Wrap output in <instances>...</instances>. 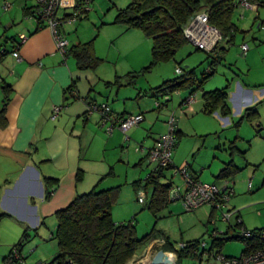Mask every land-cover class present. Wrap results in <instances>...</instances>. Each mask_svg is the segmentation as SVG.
I'll return each instance as SVG.
<instances>
[{
	"label": "rangeland",
	"instance_id": "obj_1",
	"mask_svg": "<svg viewBox=\"0 0 264 264\" xmlns=\"http://www.w3.org/2000/svg\"><path fill=\"white\" fill-rule=\"evenodd\" d=\"M91 1L90 11L78 23L77 32L70 33L71 38L69 39L73 38L72 42L75 41L76 44L78 41H81L82 45L93 43L96 57L103 61L96 72L103 77L105 82L115 84L118 82L117 77H122L124 87L121 88L124 90L122 92H132L136 89V96L139 91L148 95L153 92L152 90L163 86L165 82L180 79L182 76L176 74V69L181 67L185 71L184 75L189 72L193 73L197 85L201 84L204 93L221 90L228 92L231 110L228 117L215 115L217 124L211 118L201 115L194 121H189L188 125L191 130L187 127L186 131L189 133L176 148V152L180 151L179 159L184 161L182 167L179 168H186L187 164L192 165L193 170L189 168L190 174L199 176L203 183H216L222 187L226 180H218L217 176L225 165L233 161L239 171L234 178L227 180L233 185L234 195L226 211L239 212L245 229L264 230V26H260L264 22V4H262L264 0H259L260 2L256 3L257 6L252 11L237 8L232 18L237 28L236 40L229 45V48L226 43L223 44V47L227 49L224 60L218 66L215 75L207 80L204 78L212 62L207 51H200L189 42L178 51L173 61L153 66L152 40L147 38L142 31L129 30L124 25L116 23L119 11L126 9L131 0ZM5 3L11 4L10 11H4ZM25 5H34V1L0 0V17L6 15L8 19H15L19 16V22H30L23 16L22 11ZM17 12L19 15H16ZM8 19L3 20V24ZM98 30L99 33H97ZM210 39L212 44L209 48L213 46L216 38L211 35ZM4 41L2 40L1 44L10 50L11 46ZM244 43L250 47L247 58L241 56ZM127 72H134L137 77L136 84L130 83L126 76ZM105 82L103 91L107 90L105 97L110 98ZM119 90L116 86L114 96ZM98 93L103 94V92H96V95H99ZM191 93V90L173 93L170 103L178 107ZM197 93L198 96L201 95L202 90ZM158 95L161 96V94ZM2 100L3 96L0 91V107ZM149 100L152 101V99ZM110 103L113 105L112 101ZM248 108H254L257 111L259 118L256 121L243 120V114ZM104 134L106 135L105 132ZM131 142L132 140L124 146V149H121L124 156L138 154L136 150L141 143L133 141L131 144ZM97 149L95 157L100 155L99 158L104 159V155L108 154L106 157L111 156V160H114L113 151ZM145 162L141 166H134L119 162V159L116 160L114 162L115 176L105 178L100 186L98 183L95 184L96 186H89L86 193L120 187L119 201L112 210L113 221L115 224L133 222L139 240L153 234L155 239L168 238L175 247L181 243L202 240L206 243L204 248L206 254H211L210 261L204 259L203 264H215L212 255L221 254L229 258H240L243 255L246 244L240 240L226 241L221 249L211 250L213 232L225 234L229 231L228 235L219 236L224 239L237 236V231L230 228V223L232 225L237 223L235 216L232 217L230 223H227L222 219V212L218 211L210 219L212 207L203 206L195 212H186L180 201L171 203L157 216L145 209L134 188V184L140 182L142 185L140 189L144 190L145 180L154 169L153 164ZM96 166L104 167L102 163H97ZM128 169L131 170L128 171ZM166 176L169 179L172 178L176 186L184 190L185 180L182 176L173 177L174 170L167 171ZM250 181L253 183L252 192L248 190ZM148 193L149 195L152 193L151 189ZM56 228L44 227L48 243L42 247L32 242L25 246L23 255L27 259L24 264L49 262L48 258L58 255L57 241L52 238L51 234H56ZM43 248L49 249L47 256L43 254ZM145 249L140 248L137 255L127 264H141L146 261L148 256H144ZM202 252L201 247L199 255ZM134 258L136 260L130 263ZM146 264H150L149 259ZM180 264H198V260L191 256L182 259Z\"/></svg>",
	"mask_w": 264,
	"mask_h": 264
},
{
	"label": "crops",
	"instance_id": "obj_2",
	"mask_svg": "<svg viewBox=\"0 0 264 264\" xmlns=\"http://www.w3.org/2000/svg\"><path fill=\"white\" fill-rule=\"evenodd\" d=\"M255 1L251 0L253 8L248 11L255 9L256 3H259ZM11 12H14V8ZM5 19H8L6 15L0 17V82L4 81L11 86L12 92L6 108L5 122L0 123V264H5L12 248L26 232L30 236L29 243L40 247L47 244L44 227L56 228L58 211L67 208L78 195L85 194L89 186H96V183L100 186L105 178L114 177L116 160L134 166H141L145 161L147 163L140 152L136 151L138 154L131 156L123 155L121 149L125 146V135L116 131L113 135L106 136L99 124V114H87L91 104L106 103L114 113L122 116L143 114V124L130 130L128 136L132 142H140L146 149L153 148L167 133V121L174 114L180 136L173 154V164L177 168L182 167L184 161L179 159L180 151L176 152V148L189 133L186 131L187 127L191 130L189 121H194L201 115L211 118L217 124L214 116L222 117L219 112H205L204 90L199 89V85L196 86V92L191 93L195 95L192 103L186 104L189 96L178 107L170 103L167 107L158 109L154 101L162 99L163 95H146L139 91L136 96V89L124 93L121 89L124 88L122 77H117L119 83H107L97 70H80L74 56L65 59L57 51L48 29L37 30L34 22H19V16L8 19L3 24ZM81 20L70 26L72 28H65L70 48L82 45L81 41L76 44L75 41L72 42L73 38L69 39L72 33L77 32ZM24 37L27 38L26 43L19 46ZM2 40L11 46L10 50L1 44ZM235 40L236 37L233 42ZM224 43L226 42L221 41L219 46L223 47ZM226 45L229 48L232 43ZM244 45L249 47L246 43ZM16 46L20 47V60L13 56ZM4 51L5 54L2 55ZM241 56L247 58L248 53L244 56L242 50ZM133 74L134 72H127L126 76L131 84H136L137 77ZM104 82L110 98L105 97L107 90L103 91ZM73 85L76 98L68 93ZM116 86L120 90L114 96ZM200 90L202 93L198 96L197 92ZM96 92L103 94L96 95ZM1 94L3 100L0 109L4 102L2 91ZM55 106L62 110L59 117L52 120ZM97 148L113 151L114 160H111V156L106 157L108 154L104 155V159L99 158L100 155L95 157ZM97 163H102L104 167H97ZM189 168L193 170L189 164L183 169L189 173ZM80 171L83 172L84 179L77 182ZM190 176L200 180L197 175ZM48 181H55V184L47 186ZM48 189L52 195L47 200ZM252 189L253 183L251 189L248 184V190L252 192ZM49 252L48 248H43L44 255L47 256ZM50 258L47 259L50 260L49 263L53 260Z\"/></svg>",
	"mask_w": 264,
	"mask_h": 264
},
{
	"label": "trees",
	"instance_id": "obj_3",
	"mask_svg": "<svg viewBox=\"0 0 264 264\" xmlns=\"http://www.w3.org/2000/svg\"><path fill=\"white\" fill-rule=\"evenodd\" d=\"M248 1L253 4L251 0ZM256 1L260 2L259 0ZM262 4L264 3L262 2ZM237 7L238 0H131L130 5L126 9L119 11L116 23L124 25L129 30L142 31L147 38L152 40V65L156 66L173 61L178 51L189 43L184 30L192 18L202 11L208 13L209 24L222 33L223 41L227 44L233 43L237 28L233 24L232 18ZM32 11L33 6L26 5L23 8L24 17L28 18ZM260 26H264V22ZM18 48L20 47L16 46L14 50ZM226 52L227 49L219 46V44L212 52H206L212 62L209 69L210 73L207 71L204 80L215 75L218 66L224 60ZM3 54H5V51L2 52ZM69 56L76 58L80 70L95 71L103 62L96 57L93 43L71 47ZM196 86L197 83L193 73L189 72L186 75H182L180 79L165 82L163 86L152 90V93L170 96L181 90H191L192 94H194ZM74 88V85L70 87L68 93L76 98L74 96ZM201 88L202 86L199 84V89ZM0 89L4 95L3 107L0 109V123L4 124L6 108L12 89L4 81L3 83L2 81L0 82ZM203 101L205 112L207 113L215 114L219 112L222 117H228L231 114L229 95L226 90L204 93ZM258 118L259 115L254 108L246 109L243 114V120L246 119L249 122H254ZM177 139L180 140L178 131L176 132V142ZM176 168L173 164L171 167L153 169L145 180L144 191L147 197L143 204L145 209L155 216L163 212L171 204L170 191L173 187V181L172 178L169 179L166 176V172ZM177 169L180 170V168ZM238 171L239 169L232 161L225 165L217 179H232L237 175ZM83 179V172L80 171L77 176V182H81ZM166 180L168 182H165ZM54 182L48 181L46 184L47 186L54 185ZM141 186L140 182L134 184L137 194L141 190ZM149 189L152 191L150 195L148 193ZM49 190L46 193L47 200L52 195ZM120 194V187L81 194L67 208L58 211L56 213L58 222L56 234H52V238L57 241L58 255L50 263L41 262V264H127L137 255L140 248H147L151 241L155 239L153 234H149L139 240L133 222L128 224L114 223L112 210L118 203ZM215 213L216 210L212 208L210 219L214 217ZM235 217L241 219V214ZM251 232H264V230H253ZM225 235H228V233L226 232ZM211 238L213 249H221L226 241H243L246 244V250L243 254L248 253L252 248L262 245L256 235L253 238H242L240 236L229 239ZM165 239L167 244L163 250L176 253L175 245L168 238ZM29 242L30 236L26 232L18 244L12 248L10 255L5 259V264H21L20 261L24 263L27 257L23 255V250ZM201 243L202 240L192 241L187 244H193L194 247L179 250L178 264L184 258L191 256L196 258L192 251L194 248H198ZM16 252L18 258L15 256ZM135 260L136 258L130 263Z\"/></svg>",
	"mask_w": 264,
	"mask_h": 264
},
{
	"label": "built area",
	"instance_id": "obj_4",
	"mask_svg": "<svg viewBox=\"0 0 264 264\" xmlns=\"http://www.w3.org/2000/svg\"><path fill=\"white\" fill-rule=\"evenodd\" d=\"M34 1L33 11L28 16L30 22H34L37 30L48 29L53 37L56 44L57 51L66 59L69 57L70 43L65 37V28L70 25H75L79 20H81L90 11L91 0H31ZM245 10H250L253 8L248 0H238V7ZM11 4L5 3L4 11H10ZM71 13H70V12ZM69 12V13H68ZM243 18V16H242ZM185 36L189 42L193 43L198 49L210 52L217 43L223 41L222 33L215 27L209 24V15L206 11H202L196 14L192 20L189 22L184 30ZM211 35L216 38L213 43V48H209L212 44ZM27 38L24 37L21 40V45L26 43ZM243 55L246 56L249 47L247 45L242 46ZM13 56L20 60L19 48L14 51ZM208 73L210 71L208 70ZM177 75H184V70L181 67L176 69ZM195 95H190L186 100V104H190L194 101ZM171 102V97L169 95L163 96L162 99H157L155 101V106L158 109H163ZM62 108L55 106L53 108L52 120H56L61 112ZM88 116L93 114H99L100 116V126L106 132L107 135L111 136L116 131H120L125 135V145L130 141L128 132L134 128H138L145 120L143 114H128L125 116L118 115L114 113L111 107L106 104H91L88 108ZM176 123L177 119L174 114L169 117L167 121V133L164 134L157 142L156 145L151 149H146L142 145L137 148V152L143 154L149 164L154 165L156 168H167L173 165V154L176 146ZM174 177L180 175L185 180L184 190H182L178 185L174 183L170 191V201L174 203L180 201L186 212H195L197 209L203 206H210L216 210V212H222V219L224 222L230 223L233 216L239 214V212L233 213V211H226L228 204L233 195V185L229 181H225L224 184L219 186L218 184H206L196 179L187 172L186 169H173ZM252 183L249 182V189H251ZM139 201L144 203L146 200V192L140 190ZM237 223L232 225L230 223V228L237 231V236L242 238H253L255 235L261 241L262 245L260 247L252 248L248 253L243 254L240 258H229L221 254L212 255L215 260V264H264V232H251L243 226V221L240 218H236ZM229 233V231H227ZM226 234V233H225ZM216 231L213 232L212 237H219L220 235ZM167 244L165 238L154 239L144 250V256H148L149 263L151 264L152 258L160 250H163L164 246ZM206 246L205 242H202L198 248H194L192 254L196 256L198 264H203L204 259L210 261L211 254H206L204 250ZM193 244L181 243L176 246L175 252L165 253L178 264V251L191 249ZM201 247L203 252L199 255ZM211 250L213 247L211 246ZM164 251V250H163ZM15 256L18 258L17 252ZM151 259V260H150ZM21 264L22 261H20ZM41 264V263H39Z\"/></svg>",
	"mask_w": 264,
	"mask_h": 264
},
{
	"label": "water",
	"instance_id": "obj_5",
	"mask_svg": "<svg viewBox=\"0 0 264 264\" xmlns=\"http://www.w3.org/2000/svg\"><path fill=\"white\" fill-rule=\"evenodd\" d=\"M151 264H176L175 260L170 258L165 251L160 250L153 258Z\"/></svg>",
	"mask_w": 264,
	"mask_h": 264
},
{
	"label": "bare ground",
	"instance_id": "obj_6",
	"mask_svg": "<svg viewBox=\"0 0 264 264\" xmlns=\"http://www.w3.org/2000/svg\"><path fill=\"white\" fill-rule=\"evenodd\" d=\"M146 261H147V259H146ZM146 261L141 262V264H146Z\"/></svg>",
	"mask_w": 264,
	"mask_h": 264
}]
</instances>
